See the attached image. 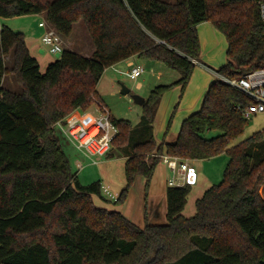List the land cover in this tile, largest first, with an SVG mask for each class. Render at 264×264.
Segmentation results:
<instances>
[{"label": "trees", "instance_id": "16d2710c", "mask_svg": "<svg viewBox=\"0 0 264 264\" xmlns=\"http://www.w3.org/2000/svg\"><path fill=\"white\" fill-rule=\"evenodd\" d=\"M45 14L64 37L86 23L91 57L65 48L43 73L23 32L3 26L0 34V264H264V133L238 144L249 120L241 112L251 101L215 80L199 111L186 118L174 142L148 135L163 96L173 86L185 92L200 60L197 26L212 23L227 39L228 78L264 68V23L258 5L247 0H0V17ZM13 63L7 67L6 58ZM138 58L162 63L182 77L152 90L143 104L149 136L131 146L126 184L115 204L123 205L137 177L149 187L160 159L230 158L219 184L196 201V213H182L192 186L168 187V223L141 228L109 202L101 182L82 185L71 167L55 124L97 99L105 71ZM14 74L22 91L4 87ZM113 147L125 148L133 126L111 116ZM172 119L169 122V132ZM210 132H218L209 137Z\"/></svg>", "mask_w": 264, "mask_h": 264}, {"label": "rangeland", "instance_id": "374dc122", "mask_svg": "<svg viewBox=\"0 0 264 264\" xmlns=\"http://www.w3.org/2000/svg\"><path fill=\"white\" fill-rule=\"evenodd\" d=\"M50 1L53 2L55 0ZM165 1L175 2L177 0ZM41 19V16L35 14L13 18L0 17V34L3 26H7L14 31L23 32L26 36L32 55L37 58L41 67V72L44 73L50 63L61 57V53H50L48 47L42 43L41 45L39 40L35 42L36 45H33V30H36V34L39 33V30H43L39 27V21ZM200 25L202 26L198 29V36H206V38L209 39L207 46L205 48L201 47L200 62H204L215 70H219L228 61L227 39L212 23H202ZM202 36L199 37H201L203 44L205 45L207 39H204ZM35 38L38 39V36ZM62 38L64 49L71 47L86 55H90L95 49L87 25L83 21L76 23L70 36H62ZM134 61L140 62L144 66L146 65V72L140 78L131 80L117 72L113 67H109L97 86V91L100 96V99H97V101L103 103L111 113V116L115 119L128 120L133 126L130 142L125 148L121 150V148L112 147L110 154L108 155L109 157L106 156L103 160H100L98 164H94L92 160L78 151L73 144L63 136V134L58 132L63 149L70 159L72 170L77 174L82 185L101 182L103 185H109L114 193L120 194L126 184L125 156L127 155L128 149H130L132 145L144 141L151 134H154V131L152 130H150V132H148L149 130L144 131L145 126L142 123L143 107L135 104L130 95L122 94L123 86L129 88L133 94H138L143 98L148 99L152 90L157 86L172 85L182 77V74L179 71L170 69L162 63H156L150 68L149 62L145 59L136 58ZM12 63L13 58L10 55L6 58L7 67H11ZM115 68L126 71L129 67L127 64H121L119 67ZM204 68L205 67H202L201 65H196L194 73L184 93H182L180 86H173L163 96L158 109V123L161 118L165 121L166 126L165 130L160 132V134L157 136L154 134L159 143L166 140L168 135L173 134L175 129L180 131L183 118L188 113L185 108V103L201 100L200 107L198 108L199 110L201 109L209 84L216 80V77ZM139 83H142L140 88L138 87ZM4 87L16 93L22 91L21 85L18 83L14 74L5 77ZM100 111V108H98L95 102L90 104L89 108L86 110V112H94L97 114H100ZM171 119L172 123L167 134L168 125ZM156 128H158V124ZM147 132L149 136H147ZM258 132L264 133V113L258 114L249 120L244 135L236 142V144L245 141ZM217 134L218 132H210L208 136L213 137ZM229 160L230 158L228 155L223 154L210 160H202V163L197 162L194 164L198 172H203H200L198 185L195 184L196 186H192V191L188 197V203L182 213L186 218L195 215L196 201L202 198L206 190L222 181ZM174 176L175 174L172 170L168 169L167 175L165 176L166 180L170 177L173 178ZM138 178L142 179L143 177ZM141 189L142 187L140 185V190ZM130 192H133V195L131 198L129 197L127 207L136 201V195L134 192H138V190L132 188ZM260 193L264 198V185L260 188ZM94 202L97 206H105L109 210L121 209V204H115V202L111 201L105 202L97 196H94Z\"/></svg>", "mask_w": 264, "mask_h": 264}, {"label": "built area", "instance_id": "2783aa9c", "mask_svg": "<svg viewBox=\"0 0 264 264\" xmlns=\"http://www.w3.org/2000/svg\"><path fill=\"white\" fill-rule=\"evenodd\" d=\"M247 1L258 5L260 17L264 23V0ZM39 27L44 30L41 38L42 44L48 47L50 53H62L64 51L63 38L57 29L46 19H42ZM193 63L205 67L204 69L212 73L217 80H221L237 89L250 99L251 102L244 108L239 107L246 120H251L254 116L264 113V68L250 71L239 78H228L221 75L218 70L204 65L198 60H193ZM112 67L131 80L140 78L146 72V68L142 64L130 63L126 71L117 69L115 66ZM95 104L100 108V114L86 111L78 113L76 111L65 119L58 121L55 128L85 157L92 160L94 164H98L110 153L117 130L111 121V113L103 103L96 100ZM155 156L175 174L168 182L169 187L182 188L187 185L194 186L197 183L198 172L188 161H182L177 157L166 154ZM102 191L104 196L111 202L118 201L119 194L114 193L109 185L102 184Z\"/></svg>", "mask_w": 264, "mask_h": 264}, {"label": "crops", "instance_id": "0c3cea01", "mask_svg": "<svg viewBox=\"0 0 264 264\" xmlns=\"http://www.w3.org/2000/svg\"><path fill=\"white\" fill-rule=\"evenodd\" d=\"M39 16H41L42 19L46 18L45 14H40ZM42 19L39 21V23L42 21ZM75 26H76V24L73 26V30H74ZM201 26L202 25L197 26V31H198L199 27H201ZM37 32H38V30H37ZM42 34H43V30H39L38 34H36V30H33V45H36L35 42L37 40H39L40 44L42 43V41H41ZM37 36H38V39L35 38ZM199 36H202V35H199ZM203 38L207 39L206 36H204ZM199 39H200V43L202 45L201 47L205 48L207 46L209 39H207V41H205V45L203 44V40L201 39V37H199ZM28 46H29V44H28ZM67 48H69V49H71V50H73V51H75V52H77L80 55L85 56V57H91L95 52V49L93 48L94 50L92 51V53L90 55H86V54L80 53L79 51H77V49H74L71 47H67ZM135 59L136 58H133V59L121 62L120 64H117L114 66L119 67V65H121V64H127L128 65L130 63L142 64L140 62L134 61ZM202 63L204 65H206L204 62H202ZM149 64H150L149 65L150 68H152L156 63L149 62ZM206 66H208V65H206ZM213 82L214 81H212L209 84V86L206 90V93H207L210 85ZM141 86H142V83H139L138 87L140 88ZM181 89H182V87H181ZM206 93H205V95H206ZM99 99H100V96H99ZM200 103H201V100H196V101H192V102L190 101L189 103H185L186 104L185 108L187 109L188 113L184 116L183 121L186 118H188L191 114L199 111L198 108L200 107ZM159 106H160V104H159ZM159 106H158V109H159ZM158 109H157V113H156L155 120L153 123V129H154L153 131H154V134L156 136L158 134H160V132L164 131L165 126H166L165 121L162 120L161 118L159 119L160 121L158 123V118H159ZM77 112L80 113L79 111H77ZM157 124H158V128H156ZM181 126H182V124H181ZM179 133H180V131L175 129L173 134L168 135V137L166 138V141L167 142L176 141ZM108 155H107V157H109ZM188 162L191 166L195 167L194 164H196L197 162L202 163V160H189ZM168 169H169V167L167 165L160 162L157 166V169L155 171L153 179H152L148 188H146L147 179L144 177L142 179H139L137 177L135 185L133 187V189L138 190V192H134V194L136 195V201H134L133 204H131L129 207H127L128 206V199H129V197L131 198L133 195V192H130L125 203L120 206L121 209H117V210L120 211L124 216L126 215V217L128 219H130L131 221H133L135 224L139 225L140 227H145L146 225H160V224L165 225V224H167L168 223V219H167V211H168L167 190L169 187L168 182L171 179V177L168 178L167 180L165 178V176L167 175ZM200 172H198V181H197L196 185H198L199 180H200ZM139 177H141V176H139ZM140 185L142 187L141 190H140ZM102 207H105V206H102Z\"/></svg>", "mask_w": 264, "mask_h": 264}, {"label": "water", "instance_id": "95a60500", "mask_svg": "<svg viewBox=\"0 0 264 264\" xmlns=\"http://www.w3.org/2000/svg\"><path fill=\"white\" fill-rule=\"evenodd\" d=\"M122 94L123 95H130L132 100L134 101L135 104L139 105V106H143V104L145 103L146 99L143 98L142 96L138 95V94H133L131 92V90L125 86H123L122 89ZM137 225V224H136ZM139 226V225H138ZM140 227V226H139ZM141 228H145V227H141ZM152 262V260H148L146 262V264H150Z\"/></svg>", "mask_w": 264, "mask_h": 264}]
</instances>
